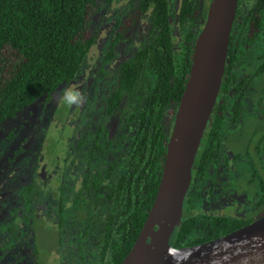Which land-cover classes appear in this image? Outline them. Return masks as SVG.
<instances>
[{"label":"trees","instance_id":"16d2710c","mask_svg":"<svg viewBox=\"0 0 264 264\" xmlns=\"http://www.w3.org/2000/svg\"><path fill=\"white\" fill-rule=\"evenodd\" d=\"M113 1L0 0V124L86 77L96 38L93 15L101 2ZM133 1L132 13L113 30V42L146 14L148 33L117 65L113 91L72 141L77 168L40 201V217L21 214L6 225L7 245L32 238L31 264H50L55 256L61 264H120L153 204L172 128L169 109L179 103L210 0H181L176 8V0ZM113 114L118 123L110 133L104 119ZM220 175L221 191L247 193L250 202L221 215L206 211L204 189ZM32 185L19 192L30 196ZM263 214L264 0H238L216 103L192 167L181 226L169 243L200 244Z\"/></svg>","mask_w":264,"mask_h":264},{"label":"water","instance_id":"95a60500","mask_svg":"<svg viewBox=\"0 0 264 264\" xmlns=\"http://www.w3.org/2000/svg\"><path fill=\"white\" fill-rule=\"evenodd\" d=\"M238 0H211L197 33L187 80L174 113L153 204L121 264H264V216L192 246L169 240L181 226L183 201L226 66Z\"/></svg>","mask_w":264,"mask_h":264},{"label":"flooded vegetation","instance_id":"af4514ba","mask_svg":"<svg viewBox=\"0 0 264 264\" xmlns=\"http://www.w3.org/2000/svg\"><path fill=\"white\" fill-rule=\"evenodd\" d=\"M114 1H116V0H114ZM129 1H130L129 2L130 8L122 16H119L117 18V20L113 23V25L111 26V29L107 35L106 43L103 46H100V41L98 39V35L96 34V29H95V25H94V17L96 15V13L98 12L99 7H98L97 12L93 15V18H92L91 24H92L93 32H95V34H96V38H95V42L93 43V45L89 49L88 56L85 60L88 73L85 74L86 77H83L82 79L87 78V75L89 73L93 74V77L91 76V79H93V81L97 85L93 99L96 100L98 98L99 107L98 108L95 107V101H94V110L93 111L100 109L102 107L103 98L108 96L111 93V91H113L112 89L115 86V75H114L115 73L114 72L116 70L117 65L119 63H121L122 61L128 60L132 57L133 53L141 45L142 41L144 40V38L147 35L148 30H149L148 27H149L150 19H149V15L146 14V15L142 16V18L138 21V23H134L132 25V27H130L129 30L125 31L121 35L120 39L113 42V36H114L113 30L116 27L117 23L120 22L122 19H124L125 16L128 15L129 13H132V11L134 10V7L136 6L135 5L136 2H134L133 0H129ZM210 1H209V3H210ZM113 2H111V3H113ZM180 2H181V0H176L175 8L180 5ZM101 3H103V2H101ZM209 3H208V5H209ZM104 4L109 5L108 3H104ZM207 9H208V6H207ZM236 11H237V9H236ZM206 14H207V10H206ZM235 16H236V14H235ZM205 18H206V16H205ZM170 20H171V23H172V20H173V23H176V12H173ZM204 22H205V20H204ZM109 24H110V22H109ZM200 29H199V31H200ZM121 45L124 46L123 50L120 49ZM95 50L99 51L98 52L99 55L97 54L99 66L94 68V70H89L88 69V60H89V57L92 56V54ZM123 54L124 55L126 54V55H125V57L121 58L123 56ZM103 74H106V75H103ZM104 77H111V78L110 79L106 78L104 80ZM98 82H99V85L101 87L100 90H102L99 97L97 95V93L99 92ZM66 86L67 85H63L62 87L57 89L55 92L51 93L49 96L43 95V96L37 98L35 100V102H33L32 104H30L28 106H25L20 111H18L14 117L8 118V119H12V120L6 121V120H8V119H6V120H4L5 122L3 121L4 123L1 122V124H0V128L3 131V132H0V164H1L0 165V199H1V201H0V217H1V214L5 213V212H7V213L11 212V214H12V218L6 217L4 219L3 229L2 230L0 229V235H1V239H0V264H6L5 261H7V262L11 261L9 264H31L33 261V258L30 257V254L28 256V251L34 247V242H33L31 237H25V239L23 241L22 240L16 241L13 246L7 245V243L5 242V240L8 238V235H9L7 232V226L6 225L13 223L14 222L13 219H15L17 217V215L31 214V211L27 210V208H31V205H27L26 203H23L22 202L23 198L21 197V195L19 193V188L21 186L20 182L23 179L22 174L23 173L27 174V167H28L29 163L31 162V156L28 155L25 147H19L16 151H11L10 148L13 149L14 145L19 141H21L22 143L26 142V136H25L26 135V129L29 126L30 122L32 123L33 121L36 120L37 117H41V111L43 110V108H46L47 106H49L53 101L58 102L59 100H56V98H58L59 95L61 96V94H59L58 96L56 94L59 93L62 89H64ZM103 90H104L105 94L103 93ZM38 100L39 101L40 100L45 101L44 105L41 107L39 112L37 110L32 115H30L28 113L26 115H23L22 117L20 116V113L23 110H27L29 108V106H32L33 104L38 102ZM91 100L92 99H91V95H90L89 101L86 102V104H87L86 110H88V111H86V112L84 111V113H83L84 116H85V114H87L89 112V104H90ZM62 103H63V105H62ZM62 103H60L59 105L57 103L55 104L54 109H56L57 107H59V109H58V113L56 114V116L53 115V112H52V114H51L52 120H54V118L57 117L56 120L61 122V117H62L61 115H63V114L65 115V113H62L63 109H64V100L62 101ZM176 108L175 109H173V108L169 109V114H170V111H172V115L170 114V116L173 117V120H174V113L176 111ZM113 117H116V121L118 123V115L117 114H113L112 116L109 117L108 120L104 119V122L106 123L110 133H113L116 129L115 128L114 131L111 132L110 127L108 126V122ZM55 121H53V124ZM64 123H65V121H64ZM77 123L78 124L81 123V119H77ZM117 123H116V127H117ZM171 123L173 125V121H171ZM82 129L83 130L85 129L84 124L82 127H79V126L75 127L73 129L72 133H74V135H76ZM7 140L8 141L11 140L12 142L7 143ZM45 140H47V138ZM45 140L40 145L41 146L40 148L42 149L41 152H35L36 150L33 151V152L37 153L38 155L35 158V164L33 166L32 171H30L27 174L29 176V178L25 184H28L31 182L33 184L36 178H39L42 176H49V177L60 176L61 179H64L65 174H67L70 171H72L73 169L77 168V165L79 164V163L77 164V161L74 162L73 155L70 156V154H69V156L67 157V153L69 151H71L72 144L68 143L67 145H65V149H63L64 156L62 158L58 154L54 157H48L49 154L47 153V151L49 148L47 147L48 143H46ZM47 141H49V140H47ZM9 152L11 153V156H9V157H11V159L12 158H14V159H12L10 162L6 163L5 157L8 156ZM20 153H23V155L20 156ZM18 156L21 158L22 157L27 158V166H25V164H26V160H24L25 158L21 159V158H18ZM70 159H72L73 161H71ZM2 161H5V163L7 164V168H5L4 170H2L3 169V164L1 163ZM65 162L68 164L69 168H67L65 171H62L64 169L63 166L65 165ZM14 168H16L15 171L13 170ZM72 179L74 181L75 186H77L78 182H76L74 180V177H72ZM191 179H192V173H191ZM219 180H220V182H217ZM214 181H216L215 185H213ZM11 184L13 187L11 186ZM208 185H210V187L208 186L206 189H204V194L206 195L205 202H204L205 203L204 208L206 211L221 215V214H224L225 212H227L228 209H230V207H232V206H238V207L243 208V203L248 202L250 200V198H248V196H247V193L242 194L241 192H239V194H237L236 196H233L230 193H235V192L221 191V175H220L219 179H216V180L211 179V181H210V183H208ZM189 186H190V184H189ZM8 188H10L11 190L14 189V198H13V192L10 193L9 191H7ZM5 198H7V200H4ZM6 209H8V210H6ZM43 209H44V204H42L40 201L36 202V203H34V211L32 213L36 217H40L42 215ZM262 216H264V214ZM262 216H260V217H262ZM260 217H258L257 219H259ZM254 220H256V219H254ZM253 221H251V222H253ZM59 257L57 258V256H55V257L51 258L50 264H59L60 263ZM17 258H19V259L24 258V259L22 262H19L17 260ZM15 262H17V263H15Z\"/></svg>","mask_w":264,"mask_h":264},{"label":"rangeland","instance_id":"374dc122","mask_svg":"<svg viewBox=\"0 0 264 264\" xmlns=\"http://www.w3.org/2000/svg\"><path fill=\"white\" fill-rule=\"evenodd\" d=\"M129 0H116L113 3L106 5L104 3H100L99 5V10L96 13L94 17V25L96 29V34L98 35V39L100 41V46H103L106 43L107 40V35L111 29V26L113 23L117 20L119 16H122L128 9L130 8ZM110 22V24H109ZM121 50L124 49V46L121 45L120 47ZM98 50H95L92 54V56L89 57L88 60V69L89 70H94V68L98 67L99 62H98ZM98 54V55H97ZM126 55V54H125ZM123 54V57H125ZM91 76L93 77V74H88L87 78L82 79L81 82L77 83H71L70 85H67L64 89H62L59 93L56 95L58 98L56 100H59L58 102L53 101L49 106L46 108H43L41 111V117H37L35 121L32 123L30 122L29 126L26 129V142L22 143L21 141L17 142L14 145V148H10L11 151H16L19 147H25L27 153L29 156H31V162L29 163L27 167V174L32 171L33 166L35 164V158L38 155L35 152H41L42 149L40 148L41 143L47 138L46 143L47 147L49 148L47 153L49 154L48 157H54L57 154L62 158L64 156V151L65 145L68 143L71 144L74 139H76L77 135L80 133H77L74 135L72 133L73 129L77 126L82 127L83 124H85L87 121H91L92 117L95 116L94 110V101H95V107H99V102L98 98L94 100V95L96 91V83L91 79ZM106 78H111V77H104V80ZM92 83V84H91ZM91 84V85H90ZM90 85L88 88L86 86ZM99 85V82H98ZM101 87L99 85V92L97 93L98 97L101 94L102 90H100ZM108 92V91H107ZM104 93V90H103ZM105 94V93H104ZM91 95V101L89 104V112L85 114L84 116V111L86 110L87 104L86 102L89 101V97ZM43 99V98H42ZM64 100V109L62 113H65V115H61V122L57 121V117L54 118V120L51 119V114L53 112V115L56 116L58 113L59 107L54 109L55 104L57 103L58 105L62 103ZM45 101L44 100H38L35 104L32 106H29L27 110H23L20 113V116L22 117L23 115L26 114H34L37 110L41 109V107L44 105ZM63 105V103H62ZM170 114L172 115V111H170ZM64 116V117H63ZM20 117V118H21ZM77 119H81V123H77ZM12 119H8L6 121H10ZM56 120V121H55ZM53 121L54 124H53ZM65 121V123H64ZM5 122V121H4ZM3 122V123H4ZM2 123V124H3ZM83 123V124H82ZM116 117L111 118V120L108 122V126L110 127L111 132L114 131L116 128ZM63 125V126H62ZM3 127V126H2ZM0 132H3L2 129L0 128ZM12 141H8L7 143H11ZM36 150L35 152H33ZM71 154L74 156V153L71 150ZM23 153H20V156H22ZM11 153H8V156L5 157L6 163L10 162L12 159ZM18 158H21L18 156ZM25 158L27 166V158L22 157L21 159ZM5 161H2L1 163L3 164V169L7 168V164ZM79 162V161H78ZM1 165V164H0ZM24 166V167H25ZM64 169L62 171H65L67 168H69L68 164L65 162V165L63 166ZM16 168L13 170L15 171ZM26 173L22 174V180L20 182L21 186L24 185L29 176ZM61 180L60 176H42L39 178H36L34 183H33V188L30 190V196H32V193H35V195H39L40 199H32L30 196H27L24 192H19L20 195L22 196V202L26 203L27 205H31V208H27L28 211L32 212L34 211V203L39 202V201H45L46 197L52 192L53 190L56 189L57 185L59 184ZM12 186V184H11ZM13 187V186H12ZM10 193L13 192V198H14V189L11 190L10 188L7 189ZM4 200H7L5 198ZM1 201V199H0ZM36 207V206H35ZM226 208V207H225ZM8 210V209H6ZM6 217L12 218L11 212L7 213H2L0 217V229H3V222ZM1 239V235H0ZM11 261H5L6 264H9Z\"/></svg>","mask_w":264,"mask_h":264}]
</instances>
